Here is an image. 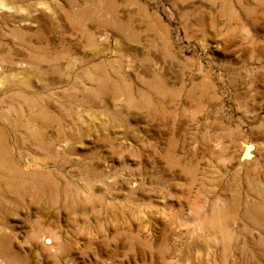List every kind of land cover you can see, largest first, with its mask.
I'll return each instance as SVG.
<instances>
[{"label": "rangeland", "instance_id": "1", "mask_svg": "<svg viewBox=\"0 0 264 264\" xmlns=\"http://www.w3.org/2000/svg\"><path fill=\"white\" fill-rule=\"evenodd\" d=\"M0 264H264V0H0Z\"/></svg>", "mask_w": 264, "mask_h": 264}, {"label": "bare ground", "instance_id": "2", "mask_svg": "<svg viewBox=\"0 0 264 264\" xmlns=\"http://www.w3.org/2000/svg\"><path fill=\"white\" fill-rule=\"evenodd\" d=\"M4 64V63H3ZM12 82V81H11ZM3 240V239H2Z\"/></svg>", "mask_w": 264, "mask_h": 264}]
</instances>
